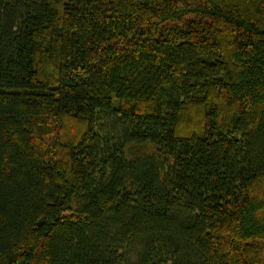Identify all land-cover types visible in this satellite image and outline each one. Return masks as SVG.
<instances>
[{
    "label": "trees",
    "instance_id": "1",
    "mask_svg": "<svg viewBox=\"0 0 264 264\" xmlns=\"http://www.w3.org/2000/svg\"><path fill=\"white\" fill-rule=\"evenodd\" d=\"M0 264H264V0H0Z\"/></svg>",
    "mask_w": 264,
    "mask_h": 264
}]
</instances>
